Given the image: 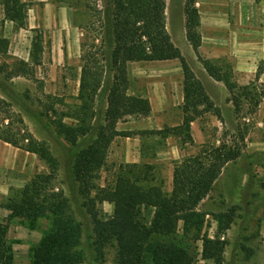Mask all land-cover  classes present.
I'll list each match as a JSON object with an SVG mask.
<instances>
[{"label": "trees", "instance_id": "16d2710c", "mask_svg": "<svg viewBox=\"0 0 264 264\" xmlns=\"http://www.w3.org/2000/svg\"><path fill=\"white\" fill-rule=\"evenodd\" d=\"M56 2L61 0H55ZM196 0H184L186 38L197 59L213 79L221 81L228 92L240 91L231 69L204 59L198 54L201 35ZM3 19L18 29L27 28L28 3L24 0H0ZM87 4L92 14L93 9ZM101 45L95 50L82 45V65L76 102L57 110L53 101L43 104V114L54 130L65 137L70 150V185L76 182L84 198L83 205L92 217L95 241L99 245L114 242L116 264H193L189 241H200V256L222 264L224 242L218 237L201 234L204 213L197 206L209 195L224 166L242 156L237 142H221L208 146L196 154L184 157L173 167L170 192L154 181L147 164H120L113 183L101 187L96 183L107 157L111 142L126 131L116 129V123L126 117L143 118L150 113L146 97L128 93L127 64L135 61H163L177 59L182 74V118L175 126L160 129H140L139 135L175 136L182 144H192L191 122L205 113L221 119L220 108L209 97L203 83L195 75L179 48L171 41L165 27V0H103L102 10L94 17ZM30 41L27 60L15 62L4 77H33L34 68L41 66L44 52L42 33ZM8 40L0 36V56L7 55ZM0 82V90L2 91ZM228 100L230 98H227ZM61 99H57L60 102ZM56 101V100H55ZM104 101L103 122L98 123L97 110ZM4 101L0 99V104ZM70 119L66 122L64 119ZM9 126L0 125V140L36 154L49 167L48 173H37L20 189L18 197H8L3 207L9 218H36L50 213L52 226L33 252L32 264H72V256L65 251L78 243L79 227L64 216L59 207L60 196L50 194L48 188L57 170L56 159L46 142L32 134L16 136ZM88 139L86 145L79 143ZM26 140V142H25ZM107 201L113 205L112 214L100 219L94 206ZM62 204V203H61ZM145 211V212H144ZM146 211L152 214L146 218ZM233 216L221 214L217 218L218 232L230 227ZM182 222L181 233L177 231ZM0 264H13L12 248L6 239V226L0 223Z\"/></svg>", "mask_w": 264, "mask_h": 264}, {"label": "rangeland", "instance_id": "374dc122", "mask_svg": "<svg viewBox=\"0 0 264 264\" xmlns=\"http://www.w3.org/2000/svg\"><path fill=\"white\" fill-rule=\"evenodd\" d=\"M25 1L29 7L26 29H18L5 21L0 6V36L8 40L7 55L0 56V65L4 67L3 72L8 73L16 61L27 60L35 34L32 29L43 35L42 64L34 68L33 77L11 75L6 79L0 72V99L4 101L0 104V125L12 128L18 137L29 133L46 142L56 159L57 170L48 192L60 196L58 204L62 214L79 227L78 243L65 251L72 256V264H116L115 243L102 246L96 243L92 217L83 205L84 198L76 182L70 185L66 177L71 157L66 148L73 146L54 130L43 114V104L50 101L59 111L76 102L82 45L91 50L105 48L100 46L102 31L93 22L95 13L102 10L103 0ZM87 4L92 6L94 17ZM220 64L233 70L229 60ZM127 77L128 93L146 97L151 110L146 117H126L116 123V129L127 133L116 136L111 142L96 183L101 187L111 185L120 164H147L151 166L149 173L154 181L170 192L173 167L184 157L221 142H237L242 156L224 166L209 195L197 206V211L204 213L201 234L206 233L210 238L216 236L224 242L222 264H264V59L250 74L248 71L240 78L232 71L231 79L239 86H246L244 90L249 93L243 95L234 91L232 94L226 89L224 101L217 105L221 119L205 113L191 122L192 144H182L172 135L135 133L181 122L182 101L175 96L182 87V75L175 73L169 62L137 61L127 64ZM213 92L220 93L215 89ZM57 99H61L60 102ZM104 110L102 101L96 115L98 123L103 122ZM64 120L70 122L68 118ZM87 143L85 139L79 146ZM20 150L17 151L20 155L15 154L19 158L13 169L0 173V185L9 184L6 193L0 192L3 193L0 194V223L6 226L13 264H32L35 247L51 229L50 213L36 218H9L10 211L3 204L8 197L17 198L26 182L37 173H48L49 167L36 154ZM20 159L28 168H19ZM94 209L96 215L105 220L112 214L113 205L98 202ZM146 213L149 218L152 211ZM221 214H232L233 219L228 229L218 232L217 218ZM181 229L179 221L177 231L181 233ZM189 244L193 264H215L213 259L200 256V241L190 240Z\"/></svg>", "mask_w": 264, "mask_h": 264}, {"label": "crops", "instance_id": "0c3cea01", "mask_svg": "<svg viewBox=\"0 0 264 264\" xmlns=\"http://www.w3.org/2000/svg\"><path fill=\"white\" fill-rule=\"evenodd\" d=\"M195 6L201 35L198 54L217 65L226 60L231 61L232 71L239 78L248 74V71L250 74L258 62L264 59V0H196ZM28 24L27 11V27ZM165 27L171 41L201 80L209 97L215 105L220 106L226 96L225 85L207 74L186 38L184 0H165ZM144 62H169L173 71L182 75L177 59ZM212 88L221 94L216 95ZM178 93L175 97L182 101V87ZM17 151H21L20 148L0 140V173L8 168L13 169L19 158L15 154L20 155ZM18 163L19 168H28L21 159ZM8 185H0V192L6 193Z\"/></svg>", "mask_w": 264, "mask_h": 264}]
</instances>
